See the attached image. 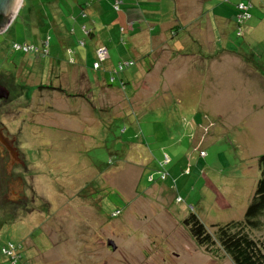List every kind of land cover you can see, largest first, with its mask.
Wrapping results in <instances>:
<instances>
[{"label":"rangeland","instance_id":"rangeland-1","mask_svg":"<svg viewBox=\"0 0 264 264\" xmlns=\"http://www.w3.org/2000/svg\"><path fill=\"white\" fill-rule=\"evenodd\" d=\"M121 1L22 0L0 31V122L22 162L0 170V264L9 245L17 264H233L182 221L241 220L259 179L264 0L135 1L131 26Z\"/></svg>","mask_w":264,"mask_h":264},{"label":"trees","instance_id":"trees-1","mask_svg":"<svg viewBox=\"0 0 264 264\" xmlns=\"http://www.w3.org/2000/svg\"><path fill=\"white\" fill-rule=\"evenodd\" d=\"M123 4L121 0H119ZM242 4L245 9H238L237 15L241 14L240 18L244 16H250L249 13L250 5L249 2L239 3ZM110 7L115 11V0H111ZM83 14L80 12L79 14ZM236 15V16H237ZM238 20L237 30L242 32V27L247 20ZM244 22V23H243ZM4 24V21L0 17V26ZM91 27V24L88 25ZM180 29V26L175 25ZM173 27L170 31L172 36L178 34V29ZM83 36L93 38L94 31L92 28H86L81 30ZM84 41L82 42V44ZM69 51V50H68ZM71 53V52H70ZM72 54V53H71ZM131 62L132 61H125ZM120 65V64H119ZM130 67V66H129ZM118 70L115 73L117 75L122 72ZM113 78V77H112ZM113 80L109 81V86L113 85ZM120 81V79L118 80ZM120 83V82H118ZM40 88V87H39ZM42 88V87H41ZM257 167L259 170V179L256 182L252 197L243 213L242 219L237 221H230L225 224H216L212 227L215 229L214 233L210 234L205 226L199 221L195 214L191 213L185 217L182 224L188 229L191 237L195 243L204 249L207 254L217 257V253L221 250L226 256L229 257L233 264H264V239L254 238L251 233L263 229L262 219L264 216V155H260L257 160ZM12 263V262H11ZM17 264V263H16Z\"/></svg>","mask_w":264,"mask_h":264},{"label":"crops","instance_id":"crops-1","mask_svg":"<svg viewBox=\"0 0 264 264\" xmlns=\"http://www.w3.org/2000/svg\"><path fill=\"white\" fill-rule=\"evenodd\" d=\"M100 1V0H99ZM102 1V0H101ZM135 1H137V2H140V1H142V0H125L124 1V5H125V7H124V11H125V21H126V23L129 25V26H131V25H133V22L134 21H136V20H139V19H141L142 18V16L144 15V16H146V12L144 11V14H143V12H140L139 10H137L135 7H136V5L134 4V2ZM144 1V0H143ZM88 3V9H87V12H86V14L87 15H90V16H94L95 15V17H100L99 16V12H100V10H101V8H100V5L98 4V3H100V2H97V3H94L93 1H89V2H87ZM176 3V2H175ZM98 8H97V7ZM100 8V9H99ZM192 22V21H191ZM103 23H105L104 21H102L101 22V25L103 24ZM89 24V23H88ZM90 25V24H89ZM176 25H178V26H180V29H182V30H184V28H183V25H180V23H177ZM173 27H175V25L173 26ZM172 27V28H173ZM195 27H199V24H195ZM171 27H169V29H170ZM171 28V29H172ZM185 28H186V25H185ZM175 29H178V27H175ZM180 29H178V34H179V32H180ZM160 30V29H159ZM168 30V29H167ZM171 31V30H170ZM200 31H203V30H200ZM161 32V31H160ZM159 32V33H160ZM158 33V34H159ZM178 34L176 35V36H172L171 35V33H170V39H169V41H171V43H176V40H177V38H178ZM179 39V38H178ZM207 75V77L206 78H208V75H209V73H207L206 74ZM192 77H194V75H191ZM196 77H198V76H196ZM189 78H190V76H189ZM199 78V77H198ZM198 83H199V81H198ZM202 83V82H201ZM207 83V82H206Z\"/></svg>","mask_w":264,"mask_h":264},{"label":"flooded vegetation","instance_id":"flooded-vegetation-1","mask_svg":"<svg viewBox=\"0 0 264 264\" xmlns=\"http://www.w3.org/2000/svg\"><path fill=\"white\" fill-rule=\"evenodd\" d=\"M3 83L0 82V87H3ZM10 93V92H9ZM0 100H2V102H7L8 100H10V94H8L7 98H0ZM0 134L2 135V137H0V163L2 162L3 165L0 166V170L5 174H10L11 175V169L16 165V166H20L22 164V162H20V159L18 157V153L16 150V146H15V140L14 138H10L9 135L5 132V128L3 127V125L0 122ZM3 140V141H2ZM11 141V146L9 144V142L7 141ZM9 145V148L13 151V156L11 155L9 149L7 148ZM5 157L6 160L9 161V163H6L2 160V158ZM1 163V164H2ZM9 166L11 168H9ZM10 172V173H9ZM4 182H6V179H4ZM19 196V194H18ZM109 242V241H108ZM111 249H114L111 247Z\"/></svg>","mask_w":264,"mask_h":264},{"label":"water","instance_id":"water-1","mask_svg":"<svg viewBox=\"0 0 264 264\" xmlns=\"http://www.w3.org/2000/svg\"><path fill=\"white\" fill-rule=\"evenodd\" d=\"M22 0H0V17L4 21V24L0 26V31L3 29L4 25L10 22L14 16L16 15L19 6L21 4ZM8 97V91L4 89L3 87H0V98H7ZM0 137L2 135L0 134ZM3 141V140H2ZM11 141L9 142L11 146ZM13 156V151L9 148V145L7 147ZM108 245H110L113 248V244L109 241L107 242Z\"/></svg>","mask_w":264,"mask_h":264},{"label":"built area","instance_id":"built-area-1","mask_svg":"<svg viewBox=\"0 0 264 264\" xmlns=\"http://www.w3.org/2000/svg\"><path fill=\"white\" fill-rule=\"evenodd\" d=\"M118 4H121L120 1L119 0H115V10H117V7L116 6ZM243 9H245V7ZM80 43L82 44V42H80ZM22 50H23V48H22ZM104 55L101 56V54H99L98 51H97V58H98V60H102V58L104 57ZM131 65H132L131 62H125L124 63V66L127 67V68L129 66H131ZM93 66H94V68H96L97 61H96V63L93 64ZM122 69H123V65H121V64L118 65V70H122ZM3 254L6 255L9 258V260H11L12 264H16L17 263V259L19 258V253L17 252V250L13 246L9 245L8 248L3 251Z\"/></svg>","mask_w":264,"mask_h":264}]
</instances>
